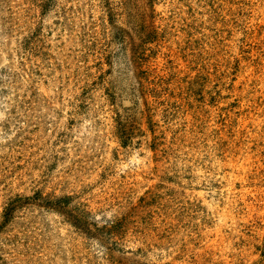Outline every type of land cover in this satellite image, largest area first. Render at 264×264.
<instances>
[{
	"label": "rangeland",
	"instance_id": "1",
	"mask_svg": "<svg viewBox=\"0 0 264 264\" xmlns=\"http://www.w3.org/2000/svg\"><path fill=\"white\" fill-rule=\"evenodd\" d=\"M0 264H264V0H0Z\"/></svg>",
	"mask_w": 264,
	"mask_h": 264
}]
</instances>
